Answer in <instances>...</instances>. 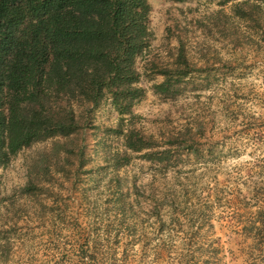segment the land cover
<instances>
[{
	"label": "rangeland",
	"instance_id": "1",
	"mask_svg": "<svg viewBox=\"0 0 264 264\" xmlns=\"http://www.w3.org/2000/svg\"><path fill=\"white\" fill-rule=\"evenodd\" d=\"M147 2L134 117L119 130L107 92L73 102L78 130L41 137L0 165V264H173L186 254L264 264L244 229L264 206L252 188L264 180V0ZM131 127L168 149L164 160L127 150L114 168ZM56 141L71 151L53 154L46 171Z\"/></svg>",
	"mask_w": 264,
	"mask_h": 264
},
{
	"label": "trees",
	"instance_id": "2",
	"mask_svg": "<svg viewBox=\"0 0 264 264\" xmlns=\"http://www.w3.org/2000/svg\"><path fill=\"white\" fill-rule=\"evenodd\" d=\"M148 15L147 0H0V165L41 137L66 138L78 130L73 102L96 104L107 92L119 114V130L125 116L126 122L134 117L130 106L142 94L136 62L151 36ZM161 74L168 90L172 72L165 68ZM123 136L122 155L117 151L109 161L114 168L127 161V150L142 152L151 162L169 153L153 149L154 136L136 128ZM70 151L68 142H54L46 153V171L53 154ZM252 188L263 197L264 180ZM244 229L264 254V206ZM112 242L117 245L120 234ZM115 252L113 247L109 257L116 259ZM78 255L85 257V250ZM173 264L197 263L186 254Z\"/></svg>",
	"mask_w": 264,
	"mask_h": 264
}]
</instances>
